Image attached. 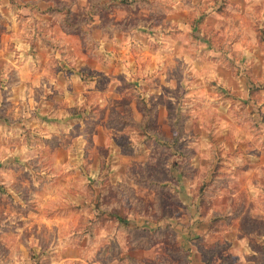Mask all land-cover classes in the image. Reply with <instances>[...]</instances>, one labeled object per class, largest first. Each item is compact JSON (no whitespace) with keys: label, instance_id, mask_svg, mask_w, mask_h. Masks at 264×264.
I'll use <instances>...</instances> for the list:
<instances>
[{"label":"rangeland","instance_id":"rangeland-1","mask_svg":"<svg viewBox=\"0 0 264 264\" xmlns=\"http://www.w3.org/2000/svg\"><path fill=\"white\" fill-rule=\"evenodd\" d=\"M262 88L264 0H0V264H264Z\"/></svg>","mask_w":264,"mask_h":264},{"label":"crops","instance_id":"crops-1","mask_svg":"<svg viewBox=\"0 0 264 264\" xmlns=\"http://www.w3.org/2000/svg\"><path fill=\"white\" fill-rule=\"evenodd\" d=\"M61 73H58L57 76H59ZM24 77H22V85L23 83H25L24 87L28 89L29 93L28 96L25 97L26 100V106L23 109V114L26 116H31L32 113L35 114V116L37 115H43V111L41 110L42 108H44L46 105L47 108H55V104H57V101L59 99H56L55 95H50V90L56 91L57 90V86L58 88H62V85H66L68 83L71 82H75L74 78H67V80L64 81H60V83L58 82V80L56 78H52V83L49 84V86L47 87L46 84V74L45 72H43L42 70H40V72L34 73L30 70L25 71V73L23 74ZM81 75V73H80ZM55 76V77H57ZM81 78H79V84L74 83L79 85L78 87H76L73 91L70 92V95L72 96L71 98L67 99L69 100L71 105H74L75 103L82 102L83 99H79L78 101H76V96H74L75 94L82 96L83 94L84 97H86V95L88 94L87 92L89 91V88L92 89L94 87V83L93 80L92 81H88V80H83V76H80ZM95 78V77H94ZM93 78V79H94ZM37 90V96L33 97L32 94L33 92ZM256 94L258 93H262L264 94V88L262 89H258L256 90ZM53 93V91H52ZM60 98V97H59ZM103 96H101V100H102ZM84 102V101H83ZM254 103V101H252ZM254 107V111L256 113H258L260 115L261 118V124L259 123V121H255L257 120L256 118H251L249 121L252 123V125L259 124L262 132L261 134L258 136L259 138H254V137H250L249 136V140L252 143V146H254L253 149L251 150H246L245 151V172L247 174H252V175H257V180L259 181V184H252L249 185L250 190L252 191V196H256V198L258 196L264 195V101H262L261 103H257V104H253ZM260 108V112L258 111V109ZM45 112H47L49 114V111L47 109H45ZM9 116V118L13 119V114H17L16 113V108H9L7 110V113ZM34 117V115H33ZM6 118V117H5ZM255 122V123H254ZM234 124L236 125V123L234 122ZM253 131V129L251 130ZM252 133V132H251ZM242 160V154H238V153H234V151L230 154V159L227 162V164L229 165V171L228 175L230 176V180L233 178V180L240 178L239 174L241 172V165L242 164L240 161ZM243 168V166H242ZM223 171V169H221ZM225 188L220 187L219 188V196L222 197V194L224 193ZM238 194V188L237 186H233L230 185L229 187V199L230 200H234L236 199ZM256 198L253 199V202L255 200H257ZM231 214V212H230ZM231 245V244H230Z\"/></svg>","mask_w":264,"mask_h":264},{"label":"trees","instance_id":"trees-1","mask_svg":"<svg viewBox=\"0 0 264 264\" xmlns=\"http://www.w3.org/2000/svg\"><path fill=\"white\" fill-rule=\"evenodd\" d=\"M118 221H119L120 223H122V222L124 221V223L126 224V221H125L124 219L119 218V217H118Z\"/></svg>","mask_w":264,"mask_h":264}]
</instances>
